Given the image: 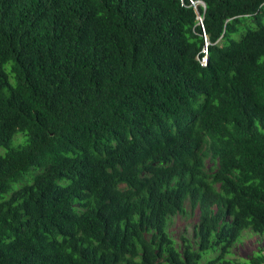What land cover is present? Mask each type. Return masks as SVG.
<instances>
[{"label":"trees","instance_id":"trees-1","mask_svg":"<svg viewBox=\"0 0 264 264\" xmlns=\"http://www.w3.org/2000/svg\"><path fill=\"white\" fill-rule=\"evenodd\" d=\"M246 230L264 0H0V264H264Z\"/></svg>","mask_w":264,"mask_h":264},{"label":"rangeland","instance_id":"rangeland-1","mask_svg":"<svg viewBox=\"0 0 264 264\" xmlns=\"http://www.w3.org/2000/svg\"><path fill=\"white\" fill-rule=\"evenodd\" d=\"M23 140V137L20 135L17 138L18 142H21ZM15 145V140H14ZM211 166V164H208ZM196 218V217H195ZM194 218V219H195ZM193 221L192 218L190 219V222ZM186 226V219L184 217H177L171 227V230L173 231V234L176 239L180 238V235L182 231L185 229ZM190 235L192 234V225L189 227ZM262 251L264 254V236H260L258 234H255L251 230H246L242 234L240 240L238 241V245L234 249V257L237 260L246 261L249 258H251L255 253L258 251ZM218 251L215 253H210L209 255L213 257L218 255Z\"/></svg>","mask_w":264,"mask_h":264},{"label":"built area","instance_id":"built-area-1","mask_svg":"<svg viewBox=\"0 0 264 264\" xmlns=\"http://www.w3.org/2000/svg\"><path fill=\"white\" fill-rule=\"evenodd\" d=\"M198 20L199 22L202 24L203 23V17L199 14L198 15ZM205 52V56L200 60L202 66L206 67L208 65V53H207V49L204 50Z\"/></svg>","mask_w":264,"mask_h":264}]
</instances>
